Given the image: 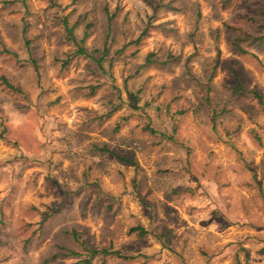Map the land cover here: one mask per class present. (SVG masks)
<instances>
[{
    "label": "rangeland",
    "instance_id": "rangeland-1",
    "mask_svg": "<svg viewBox=\"0 0 264 264\" xmlns=\"http://www.w3.org/2000/svg\"><path fill=\"white\" fill-rule=\"evenodd\" d=\"M64 17L109 75L64 63ZM260 24L264 0H0V39L34 60L0 54L29 94L0 84V264H264V109L236 89L264 94V38L236 49Z\"/></svg>",
    "mask_w": 264,
    "mask_h": 264
},
{
    "label": "trees",
    "instance_id": "trees-1",
    "mask_svg": "<svg viewBox=\"0 0 264 264\" xmlns=\"http://www.w3.org/2000/svg\"><path fill=\"white\" fill-rule=\"evenodd\" d=\"M62 23L64 25L67 38L75 44L74 52H72V54H70L69 58L67 60H65L64 63L65 64L68 63L70 61V59H72L74 57H85L88 60L94 62L96 64L98 70H101L102 73L108 74L109 69H111L112 62L109 61L107 65H105L104 63H105V61H107L108 57L111 56L109 47H107V45H105L102 49H100V48L88 49V47L85 45V40H86L87 36L89 35L88 31L86 30L85 34L81 38H79L75 32L76 24H70L67 17L63 18ZM260 26L264 27V24H260ZM148 31H149V25H147L144 28V30L142 31L140 36L136 40H134V43H139L143 39V37L148 34ZM263 38H264L263 35H254L252 33H247V32L243 33V35L238 37L236 40V49L240 52L245 53L246 50L244 48H242V46H241L242 41L249 42V43H261ZM26 44L28 45V41H26ZM2 53L7 54L8 56L15 58L18 62L22 63L23 65H26L27 63L34 61V60H21L18 52L9 48L6 45V43L3 42L2 39H0V54H2ZM30 57L32 58L33 56L30 55ZM150 60H151V55L148 57L147 61H150ZM0 84L3 85L4 88L12 91L13 93H17L20 96H22L23 98L29 99V94L25 90V88L21 84L15 83L14 81H11L4 74H0ZM236 89L240 92H243V93H252V95L258 99V103L260 104V106L264 109V94L262 92L257 91V90H246L242 86L240 80H238V85H237ZM135 95L136 94H133L131 91L129 92V96L131 99H136ZM119 100L121 101L120 98H119ZM121 105H122L121 103H115V102L111 101L110 102V110H109V112H107V114H106L107 116H105V117L111 116L112 113H114L117 109H119L121 107ZM213 113L216 114V110H213ZM126 119L127 118L125 116L119 117L118 120L114 124V131H118L120 129L122 123L125 122ZM212 121L213 122L215 121V116L212 117ZM144 129L146 131H148L151 135H158V134H161L162 136L167 135L166 133L160 132L159 130H157L151 124V122H148L144 126ZM174 130H175V128H173V131ZM168 137L170 139H173V134H171ZM91 147H92V150L94 152L100 151V152H106L110 155L115 154L118 156V158L120 160H122L124 162H132L133 161L132 158H129L127 155H121V154H118L117 152H115L110 147V144H108V142H103L101 144H99L97 142H92ZM130 231L137 232L139 236H143L147 233V230L141 225H137V226L132 227ZM72 235H73V237H76L75 234L72 233ZM86 250L89 251L91 257L100 253L104 256L122 258L125 260H130V259L135 258V256L133 254L123 253L120 250H114L111 248L99 250V249H93L91 247H87ZM70 253L73 255L78 254V252H74V251L70 252ZM86 262H88V260H86Z\"/></svg>",
    "mask_w": 264,
    "mask_h": 264
}]
</instances>
